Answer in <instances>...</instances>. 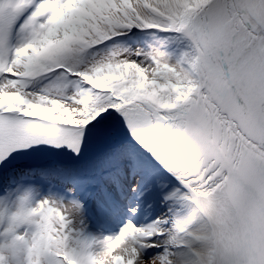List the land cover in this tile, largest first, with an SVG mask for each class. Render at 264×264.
<instances>
[{"label": "snow or ice", "instance_id": "6c2138e0", "mask_svg": "<svg viewBox=\"0 0 264 264\" xmlns=\"http://www.w3.org/2000/svg\"><path fill=\"white\" fill-rule=\"evenodd\" d=\"M0 264H264V0H0Z\"/></svg>", "mask_w": 264, "mask_h": 264}]
</instances>
